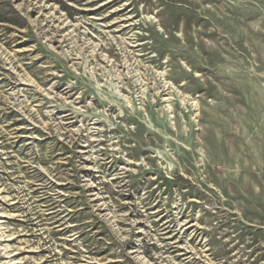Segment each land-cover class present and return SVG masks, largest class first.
<instances>
[{
  "label": "rangeland",
  "instance_id": "obj_1",
  "mask_svg": "<svg viewBox=\"0 0 264 264\" xmlns=\"http://www.w3.org/2000/svg\"><path fill=\"white\" fill-rule=\"evenodd\" d=\"M0 264H264V0H0Z\"/></svg>",
  "mask_w": 264,
  "mask_h": 264
}]
</instances>
